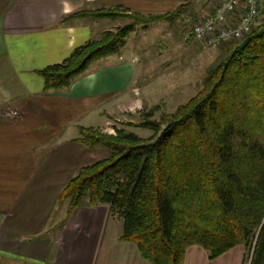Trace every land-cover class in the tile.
<instances>
[{"label":"trees","instance_id":"16d2710c","mask_svg":"<svg viewBox=\"0 0 264 264\" xmlns=\"http://www.w3.org/2000/svg\"><path fill=\"white\" fill-rule=\"evenodd\" d=\"M179 5L161 14L122 8L77 10L66 20H128L71 50L60 63L37 70L42 92L67 90L94 61L119 55L125 38L152 23H170ZM208 67L200 89L173 113L137 123L140 138L77 127L73 142L102 147L107 157L78 168L56 204L65 220L86 203L105 204L120 223L118 240L135 245L149 264H181L184 250L201 247L209 260L235 246L243 264H264V0L260 19ZM84 201L82 202V200Z\"/></svg>","mask_w":264,"mask_h":264},{"label":"crops","instance_id":"0c3cea01","mask_svg":"<svg viewBox=\"0 0 264 264\" xmlns=\"http://www.w3.org/2000/svg\"><path fill=\"white\" fill-rule=\"evenodd\" d=\"M171 1L0 0V104L11 102L19 105L30 98H41V101L53 104L57 111L52 117L45 116L48 125L54 126L51 131L41 134L42 129H39L40 135L37 132L39 144L53 132L57 137L50 143L44 156L38 162L31 156L30 148L38 145L35 140L29 146L17 143L15 156L11 159H16L20 168L26 167L29 172L12 181L0 180V258L7 256L16 260L20 257L26 263L36 264H42L48 258H51L49 264H149L139 257L133 243L118 240L120 223L111 218L105 204L88 206L84 203L74 208L61 226L56 241L41 240L29 245L23 242L29 236L35 238V234H39L43 225L41 223L46 218L40 214L54 208L56 195L69 178L67 174L73 168L84 166L82 164L95 156V151L72 141L75 135L64 137L65 131L71 129L74 134L77 133V127H86L75 120H88L84 113L88 105L98 108L103 98L116 96L134 83V52L129 46L135 43L130 38L134 32L125 38L119 55L107 56L91 63L87 71L77 77L67 90L42 92L43 82L36 71L60 63L73 48L119 26L118 20L105 19L61 22L70 13L81 9L118 7L144 15L161 14L175 8ZM209 10L200 14L192 12L200 17L208 14ZM40 112L37 113L38 118L43 115L42 110ZM56 116L66 121V127L53 124ZM101 119L103 121L104 118ZM26 158L29 160L24 161ZM42 196L46 203L40 213L39 201ZM243 254L242 247L235 246L209 260L201 247L191 245L184 250L181 264H243Z\"/></svg>","mask_w":264,"mask_h":264},{"label":"rangeland","instance_id":"374dc122","mask_svg":"<svg viewBox=\"0 0 264 264\" xmlns=\"http://www.w3.org/2000/svg\"><path fill=\"white\" fill-rule=\"evenodd\" d=\"M172 1L175 4V8L179 5L183 6L181 13H179L181 16L178 15L175 19L176 21L171 23H152L148 25L146 30L137 28L133 35L131 34L130 36L135 41V43L129 44L134 52V83L127 90L116 96L110 95L103 98L101 101L102 105H99L98 108H92L88 105L84 109V111L87 109L84 113H86L88 120L86 118H77L75 120L76 123L91 126L83 128H91L98 133L111 136L115 134V129H122L140 138H146L152 132L137 126L143 114L151 112V119L158 120L163 115L173 113L177 106L184 104L198 92L205 70L224 55L228 46L210 49L203 48L196 43L189 35V28L192 22L204 15L197 17L192 11L200 14V12L208 10L218 0ZM191 16L193 17L191 18ZM117 22L121 26L128 20H118ZM23 98L21 97L20 99ZM52 105L49 101L47 103L41 101V98H30L28 102H22L19 105L11 102L0 104V180L2 182L5 180L12 181L13 178L24 176V174L29 172L26 167L20 168V164H18L16 159H11L15 156L14 151L17 143L22 142V145L29 146L35 140L38 145L30 148V151L34 161L38 162L47 152L46 150L50 143L56 140L57 137L53 134L54 132L51 133V136L43 139L44 142L41 144H39V138L37 139L39 129H42L41 134L44 132L48 134L51 131V127H54L53 125H48L46 119V117H52L51 115L57 112L54 110V105L51 108ZM40 110L43 112L41 116L43 118H38L37 113L41 114ZM101 118H104L103 121ZM53 120V124L58 127H66V121H62V117L56 116ZM65 132L64 137H73L72 135L76 136L77 134L75 132L73 134L71 129H67ZM90 151H95V156L82 164L84 166L102 160L108 155L107 151L99 146L90 149ZM26 153L27 150L25 151V156ZM28 160L29 158L24 159V161ZM78 167L73 168L67 176L73 175ZM64 178H66V175ZM5 201L1 203V206H3ZM45 203V197L42 196L39 201L40 213ZM65 206V204L58 206L55 201L52 210L45 214L42 212L40 216L45 215L46 218L41 223L43 225L39 231L40 235L37 234L36 236L35 234V238H33L34 236H29L28 240L23 241L24 244L39 243L41 240L56 241L59 238L60 228L65 223ZM48 213L50 214L47 217L46 214ZM42 235L47 236L42 237ZM22 252L26 254L25 250H22ZM50 260L51 258H48L47 261L45 259L41 263L49 264ZM0 264L36 263H26L20 257L15 260L6 256L0 258Z\"/></svg>","mask_w":264,"mask_h":264},{"label":"built area","instance_id":"2783aa9c","mask_svg":"<svg viewBox=\"0 0 264 264\" xmlns=\"http://www.w3.org/2000/svg\"><path fill=\"white\" fill-rule=\"evenodd\" d=\"M260 19V0H218L192 22L190 37L203 48L217 49L247 36Z\"/></svg>","mask_w":264,"mask_h":264}]
</instances>
